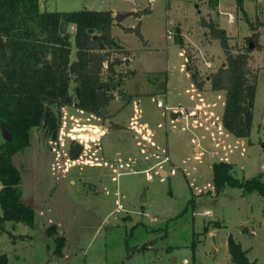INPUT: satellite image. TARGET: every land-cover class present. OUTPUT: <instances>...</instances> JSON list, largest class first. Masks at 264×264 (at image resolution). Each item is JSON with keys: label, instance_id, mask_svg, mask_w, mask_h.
I'll return each mask as SVG.
<instances>
[{"label": "rangeland", "instance_id": "obj_1", "mask_svg": "<svg viewBox=\"0 0 264 264\" xmlns=\"http://www.w3.org/2000/svg\"><path fill=\"white\" fill-rule=\"evenodd\" d=\"M216 1L38 0L47 11L137 8L120 22L138 25L142 38L128 27L115 31L122 49H109L113 73L105 61L101 79L112 77L123 87L115 85L98 115L52 105L59 127L63 122L66 133L79 134L75 160L68 148L78 141L63 133L60 143L52 142L45 125L31 128L29 145L13 156L35 221L32 227L0 222V252L8 264H233L229 234L264 264V196L229 184L216 192L212 171L214 162L227 161L234 177L262 173L264 181V4L247 2L245 10L243 0H233L221 6L223 19L227 11L235 17L236 27L226 33L231 52L244 51L246 39L257 34L248 52L256 76L252 125L248 136L237 137L221 122L225 91L211 90L208 78L225 66L220 41L205 26H219ZM108 114L120 126L104 125ZM126 161H133L132 171L119 173L118 163ZM51 224L66 238L62 255L53 253L45 232Z\"/></svg>", "mask_w": 264, "mask_h": 264}, {"label": "trees", "instance_id": "obj_2", "mask_svg": "<svg viewBox=\"0 0 264 264\" xmlns=\"http://www.w3.org/2000/svg\"><path fill=\"white\" fill-rule=\"evenodd\" d=\"M146 9L141 14L149 13ZM138 15V16H139ZM115 17L111 10L78 9L71 11L40 10L38 0H0V222H20L32 227L35 211L22 197L21 172L13 156L30 142L31 128L45 125L50 137L59 133L60 120L52 105H73L90 114L98 115L112 99V77L102 80L103 63L108 61L109 49L120 48L112 36ZM74 26V31L70 27ZM211 38L219 39L225 53V66H219L209 76L210 89L225 91L221 122L237 137L250 133L256 93V76L248 65L249 42L244 51L233 53L223 28L205 23ZM142 38L138 25L125 28ZM177 42L183 39L177 33ZM122 49V48H120ZM125 49V48H124ZM126 51V50H124ZM127 53V51H126ZM112 63L107 65L113 73ZM134 73V71H132ZM121 77L123 74L118 73ZM195 86L203 82L192 75ZM196 78V79H195ZM82 144L71 141L68 155L76 159ZM213 185L216 192L225 184L240 187L245 193L256 191L264 196L262 173L239 179L232 174L231 163L214 162ZM53 238V253L62 255L66 243L56 225L45 228ZM227 247L233 264H257L250 260L247 249L232 234ZM0 264H8L0 253Z\"/></svg>", "mask_w": 264, "mask_h": 264}, {"label": "crops", "instance_id": "obj_3", "mask_svg": "<svg viewBox=\"0 0 264 264\" xmlns=\"http://www.w3.org/2000/svg\"><path fill=\"white\" fill-rule=\"evenodd\" d=\"M233 2V0H217L216 1V4H217V6H218V8L216 9V11H218V14H217V12H216V18H217V22H218V24H219V26H217V27H219V28H223L224 30H225V32L227 33L228 32V29H232L233 30V28L234 27H236L233 23H235V17H234V15H233V13L232 12H230V11H227V14H228V16L226 17V19H223L222 18V16L223 15H225L224 14V11H223V9H222V5H226V3H227V5H229V3H232ZM247 2H249V7H252V6H254L255 7V5L256 6H263V0H243V7H244V9L245 10H247L248 8H246L248 5H247ZM226 5V6H227ZM216 6V7H217ZM255 9V8H254ZM150 10V12H151V8L149 9ZM136 11H137V8H133V9H131L130 10V12H131V14H133V15H135V13H136ZM250 11V10H249ZM111 12H112V16H116V13L114 12V11H112L111 10ZM226 12V11H225ZM147 14V13H146ZM130 15V14H129ZM128 15V16H129ZM250 15V14H249ZM141 16H143V14H141V15H139V21H140V17ZM125 18V17H124ZM124 18H123V20H124ZM123 20L120 22V21H117L116 20V18H115V20H114V24L112 25V29H111V34H112V36L113 37H115V39L117 38V40H119V38L117 37V34L115 33V31L116 30H121L122 29V27H130V26H125V25H123ZM238 22V21H237ZM122 30H124V29H122ZM139 30H140V28H139ZM140 33L142 34V32L140 31ZM179 33H180V35L182 36V33L179 31ZM121 44V43H120ZM122 45V44H121ZM125 49H127V48H125ZM131 56H132V54L131 53H129L126 57H125V59L128 61V66L130 67V69H131V63H130V60H131ZM185 57V56H184ZM187 60V58L185 57V61ZM186 70H187V68H188V65L186 64ZM165 85H166V82H165ZM125 94H122L121 96H124ZM156 95H159V94H156ZM117 98V97H116ZM116 98H114L113 100H115ZM112 100V101H113ZM109 114H108V116L105 118V120H104V125H105V122H108L109 123V126H120V124L119 123H113V122H111V120H110V118H109ZM180 119H184L186 122H187V117H181ZM148 124H147V122H143V126L144 127H146ZM95 130H97V131H99V129H98V127H95V129H94V131ZM72 160H75V159H72ZM160 170V169H159ZM165 173V172H164ZM6 223V222H5ZM9 223V222H8ZM245 249V248H244ZM0 253H2V252H0ZM247 253H248V249H247ZM249 258V257H248ZM250 259V258H249ZM250 260H252V259H250ZM254 260V259H253ZM258 264V263H257Z\"/></svg>", "mask_w": 264, "mask_h": 264}, {"label": "built area", "instance_id": "obj_4", "mask_svg": "<svg viewBox=\"0 0 264 264\" xmlns=\"http://www.w3.org/2000/svg\"><path fill=\"white\" fill-rule=\"evenodd\" d=\"M157 106H162V102L161 100H157ZM63 127L64 124L62 122V125L61 127H59V133L57 135V137L54 139L52 137H50L49 139L52 141V142H56V143H60V140H61V137H62V134L65 133L67 135H69L71 137L72 140H75V141H78V143H82L81 140H78V138H76V136L78 137L79 134H77L76 136L71 134L70 133H66L64 130H63ZM70 131H73L72 128L70 129ZM71 134V135H70ZM77 139V140H76ZM50 143V141H48ZM167 159V157H166ZM132 166H133V161L132 162H129V161H126V162H119L118 165H117V169L119 170V173H123V172H131L132 171Z\"/></svg>", "mask_w": 264, "mask_h": 264}, {"label": "water", "instance_id": "obj_5", "mask_svg": "<svg viewBox=\"0 0 264 264\" xmlns=\"http://www.w3.org/2000/svg\"><path fill=\"white\" fill-rule=\"evenodd\" d=\"M129 14H131V12H123V13H118L116 14L115 18L117 21H120L121 19H123L124 17L128 16ZM160 174H164L163 170H159Z\"/></svg>", "mask_w": 264, "mask_h": 264}]
</instances>
